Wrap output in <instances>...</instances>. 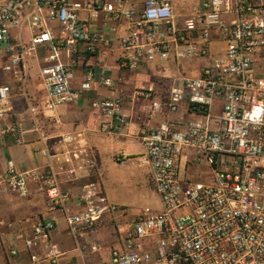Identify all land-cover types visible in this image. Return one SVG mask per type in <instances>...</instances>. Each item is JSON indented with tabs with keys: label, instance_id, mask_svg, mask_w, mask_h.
<instances>
[{
	"label": "built area",
	"instance_id": "obj_1",
	"mask_svg": "<svg viewBox=\"0 0 264 264\" xmlns=\"http://www.w3.org/2000/svg\"><path fill=\"white\" fill-rule=\"evenodd\" d=\"M175 10V0H5L0 55L5 71L24 85L30 57L48 52L41 74L50 109L75 103L81 92L92 90L95 78L113 86L106 77L110 68L99 63L100 72L88 70L80 88L73 87L88 55L118 53L120 70L132 73L171 61H205L193 76L182 70L168 77L164 97L156 96L162 88L155 82L136 90L137 97L152 99V116L178 114L186 106L195 118L141 129L162 209L146 207L134 215L107 264H264V0H200L182 22ZM23 26L32 33L29 42L14 35ZM215 42L225 45L216 54ZM10 98L11 88L1 86L0 119L12 110ZM121 107L119 98L93 102L104 118L102 131L126 128L129 117ZM2 134L24 144L19 125ZM200 166L211 173L210 183L194 181L187 169L182 174V167ZM32 185L75 238L95 233L105 219L130 213L108 198L99 179L75 193L52 171L21 172L9 162L0 175L2 191L20 198L31 195ZM57 224L35 223L25 240L32 264H59L62 253L53 241ZM10 252L18 255L16 249Z\"/></svg>",
	"mask_w": 264,
	"mask_h": 264
},
{
	"label": "crops",
	"instance_id": "obj_2",
	"mask_svg": "<svg viewBox=\"0 0 264 264\" xmlns=\"http://www.w3.org/2000/svg\"><path fill=\"white\" fill-rule=\"evenodd\" d=\"M14 35L29 42L32 33L23 26ZM224 47L223 43L215 42L212 52L216 54ZM47 55L48 52L41 49L30 57L29 77L24 85L17 76L5 71L6 58L0 55V87L7 85L11 88L12 109L0 119V175L6 172L9 162L21 172L32 169L52 171L63 188H70L75 193L80 192L85 184L99 179L113 203L129 208L127 201L144 183H151L155 189L150 168L145 163V148L139 139L141 129L146 126L156 128L169 119L186 123L195 118L188 113L186 106L178 114L152 116V99L136 96L141 85L137 82L143 80L152 84L150 69L155 75L182 74L181 65L171 61L152 65L146 73H132L120 70L118 53L105 57L88 55L84 58L88 65L80 66L76 71L73 87L80 88L88 70L100 72L99 63L110 68L106 77L112 78L113 86H104L95 78L92 90L81 92L75 103L50 109L41 74ZM204 64L205 61L196 67L193 75ZM114 98L121 100V110L129 117V123L120 132H104L101 129L104 118L93 108V102ZM13 125H19L24 132V144L19 145L13 136L2 134L4 128ZM68 136L74 138L73 143H67ZM196 168L199 169L191 175L193 180L207 183L202 181L199 173L206 174L209 170L201 166ZM186 169L188 171L182 167V174ZM31 190L29 197L20 198L0 188V264H32L25 240L39 219L58 221L53 241L62 253L59 264H107L114 249L120 247L121 234L128 230L132 217L144 209L129 208L128 215L117 220L105 219L95 233L75 238L69 233L62 215L48 209L45 195L34 185ZM154 209L161 210V203ZM12 249H16L18 255H11Z\"/></svg>",
	"mask_w": 264,
	"mask_h": 264
},
{
	"label": "rangeland",
	"instance_id": "obj_3",
	"mask_svg": "<svg viewBox=\"0 0 264 264\" xmlns=\"http://www.w3.org/2000/svg\"><path fill=\"white\" fill-rule=\"evenodd\" d=\"M176 2V16H177V21L182 22L184 18L189 17L193 15L199 5V0H175ZM203 64V61L201 60H192V61H182L181 65L183 66V71L186 72L188 76H192L194 73V70L196 67H199ZM147 71H144L146 73ZM157 72V71H156ZM10 75H13V73H8ZM149 74H152V82H155L156 85L162 89L158 91L156 94L157 97H164V95L167 92V86H168V77L174 75H165L163 74H156L155 71L152 72V70H149ZM164 77V78H163ZM137 83L139 86H147L150 87L152 84L146 82V81H141L139 80ZM136 89V87H135ZM199 168H189L188 169V174L189 175H194L195 171H198ZM196 171V172H197ZM206 176L200 175L203 179L202 181L211 182L212 181V176L211 173L208 171L205 174ZM200 179V178H198ZM127 206H129L130 209H141L145 207H152V208H159L160 207V199L159 196L157 195L153 185L151 183H144L141 187H139L129 198L127 201Z\"/></svg>",
	"mask_w": 264,
	"mask_h": 264
}]
</instances>
